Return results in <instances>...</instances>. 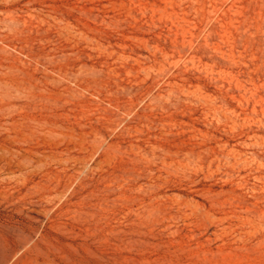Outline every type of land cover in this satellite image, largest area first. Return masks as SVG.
<instances>
[{"label": "rangeland", "instance_id": "1", "mask_svg": "<svg viewBox=\"0 0 264 264\" xmlns=\"http://www.w3.org/2000/svg\"><path fill=\"white\" fill-rule=\"evenodd\" d=\"M0 264H264V0H0Z\"/></svg>", "mask_w": 264, "mask_h": 264}]
</instances>
